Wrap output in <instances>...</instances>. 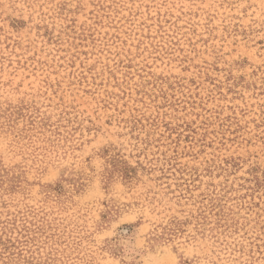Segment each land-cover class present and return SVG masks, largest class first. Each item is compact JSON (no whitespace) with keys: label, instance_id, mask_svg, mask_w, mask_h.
<instances>
[{"label":"rangeland","instance_id":"374dc122","mask_svg":"<svg viewBox=\"0 0 264 264\" xmlns=\"http://www.w3.org/2000/svg\"><path fill=\"white\" fill-rule=\"evenodd\" d=\"M0 264H264V0H0Z\"/></svg>","mask_w":264,"mask_h":264}]
</instances>
